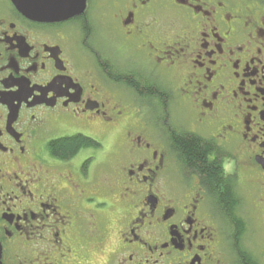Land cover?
<instances>
[{
	"label": "flooded vegetation",
	"instance_id": "flooded-vegetation-1",
	"mask_svg": "<svg viewBox=\"0 0 264 264\" xmlns=\"http://www.w3.org/2000/svg\"><path fill=\"white\" fill-rule=\"evenodd\" d=\"M90 141L63 159L57 142ZM210 149V177L181 143ZM1 264H264V0H0Z\"/></svg>",
	"mask_w": 264,
	"mask_h": 264
},
{
	"label": "water",
	"instance_id": "water-1",
	"mask_svg": "<svg viewBox=\"0 0 264 264\" xmlns=\"http://www.w3.org/2000/svg\"><path fill=\"white\" fill-rule=\"evenodd\" d=\"M11 2L28 19L48 23L80 16L87 8V0H11Z\"/></svg>",
	"mask_w": 264,
	"mask_h": 264
},
{
	"label": "trees",
	"instance_id": "trees-1",
	"mask_svg": "<svg viewBox=\"0 0 264 264\" xmlns=\"http://www.w3.org/2000/svg\"><path fill=\"white\" fill-rule=\"evenodd\" d=\"M53 152L57 157L66 159L75 154L78 149L89 146V140L83 137L68 138L57 142ZM180 154L191 167L202 171L205 177H210L217 164H208L210 149L197 139H189L181 143Z\"/></svg>",
	"mask_w": 264,
	"mask_h": 264
}]
</instances>
